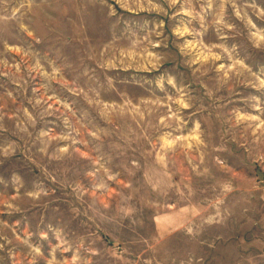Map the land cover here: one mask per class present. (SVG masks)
<instances>
[{
	"label": "rangeland",
	"instance_id": "374dc122",
	"mask_svg": "<svg viewBox=\"0 0 264 264\" xmlns=\"http://www.w3.org/2000/svg\"><path fill=\"white\" fill-rule=\"evenodd\" d=\"M0 264H264V0H0Z\"/></svg>",
	"mask_w": 264,
	"mask_h": 264
}]
</instances>
